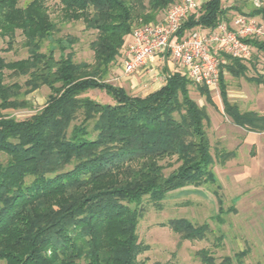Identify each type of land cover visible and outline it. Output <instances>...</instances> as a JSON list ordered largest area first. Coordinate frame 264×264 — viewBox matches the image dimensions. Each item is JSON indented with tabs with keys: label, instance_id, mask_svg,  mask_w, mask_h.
I'll return each instance as SVG.
<instances>
[{
	"label": "trees",
	"instance_id": "16d2710c",
	"mask_svg": "<svg viewBox=\"0 0 264 264\" xmlns=\"http://www.w3.org/2000/svg\"><path fill=\"white\" fill-rule=\"evenodd\" d=\"M177 0H58L63 21L81 20L94 30L91 62L74 60V35L54 37L57 23L46 0H0V260L3 264H148L139 256L149 246L139 239L143 201L162 208L161 201L188 185L216 184L214 158L207 132L210 118L191 96L193 84L181 72L145 96L107 81L126 37L141 19L156 21ZM248 16L264 21V5ZM222 0H205L183 22L178 38L188 30L214 29L229 21ZM20 30L27 56L7 61ZM264 54V38L247 39ZM69 49V52L66 50ZM58 51V55H56ZM248 66L226 55L219 77L224 113L248 130L264 132V115L241 111L228 98L224 72L246 76ZM26 77L23 83L6 78ZM249 80L264 88V73ZM46 86L45 104L24 119L3 110L31 106L25 95ZM196 87L208 104L210 90ZM99 89L111 97L101 103L83 93ZM233 155L220 154L223 164ZM166 168H172L165 173ZM217 186V185H216ZM219 188V186H217ZM220 199V198H219ZM230 211H235L231 207ZM167 225L180 239L205 238L207 222L170 219ZM246 252L236 253L241 260ZM202 264H234L219 260L209 248L196 252ZM150 264H167L159 261Z\"/></svg>",
	"mask_w": 264,
	"mask_h": 264
},
{
	"label": "rangeland",
	"instance_id": "374dc122",
	"mask_svg": "<svg viewBox=\"0 0 264 264\" xmlns=\"http://www.w3.org/2000/svg\"><path fill=\"white\" fill-rule=\"evenodd\" d=\"M28 1L30 0H19V5L23 6ZM46 4L51 18L58 26L54 37L74 35L77 38V42L72 47L74 60L91 62L93 51L90 48V42L94 40L96 32L86 30L81 20L63 21L58 0H46ZM222 5L225 8L233 6L240 8L241 11L230 9L227 12L226 17L230 20L235 14H245L253 8L250 0H222ZM263 5L264 0L261 6ZM255 18L264 23L261 17L256 16ZM22 40L20 30H17L11 48L2 51L1 55L7 61L26 57L27 51ZM0 47H7L6 41L2 38H0ZM66 52H69V49ZM58 53L56 51V55ZM244 63L248 66L246 76L234 77L226 71L223 75L230 101L240 105L242 109L256 106L260 101H264L260 93L263 90L262 87L249 80L250 77L264 73V54L257 52L253 47L250 60ZM116 66L121 67L119 62L113 64L107 81L119 85V80L115 78L117 73L112 71ZM25 79L24 76L8 77L6 81L23 83ZM189 92L199 105L206 107L207 113L216 122L218 120L216 110L221 105L219 89L210 90L213 105L205 101L196 84L189 86ZM48 93V87L42 86L25 95L31 103L30 107L7 109L3 112L16 119L27 118L45 104ZM83 96H89L101 103L112 102L111 97L99 89H90L84 92ZM210 127H207V132L213 146L211 149L214 158L212 169L217 178L216 184L188 185L170 192L161 201V209L155 208L147 198L143 201L144 212L137 231L139 239L147 244L149 249L141 254L139 259L145 260L148 264L155 261L167 264H202L196 255L201 248H209L217 260L224 255H229L233 257L234 264H264V172L260 174L243 172V180L240 183L238 173H224L213 149L214 146L215 148L223 146L224 134L221 129L213 130ZM252 137L258 136H249V139L251 140ZM247 148L248 145L244 144L237 152V159H241L242 155L248 152ZM262 157L264 158V152L261 153ZM5 159L6 156L0 153V162H4ZM215 164L217 166H214ZM171 169L166 168L164 171L168 173ZM231 207H234L235 211H230ZM173 218H186L196 224L207 222L210 231L205 238L199 240L180 239L179 235L167 225ZM240 251L246 253L238 261L235 255ZM0 264H3L2 260Z\"/></svg>",
	"mask_w": 264,
	"mask_h": 264
},
{
	"label": "built area",
	"instance_id": "2783aa9c",
	"mask_svg": "<svg viewBox=\"0 0 264 264\" xmlns=\"http://www.w3.org/2000/svg\"><path fill=\"white\" fill-rule=\"evenodd\" d=\"M255 7L262 0H250ZM201 0H177L163 11L156 21L134 25L131 40L122 50L121 66L124 75H131L146 66L159 53L167 52L182 73L194 84L219 89V77L226 55L248 61L253 46L247 39L264 37V23L253 16L237 13L229 21L221 20L214 29L196 27L178 38L183 22L196 12ZM165 83L167 75L160 70L154 73Z\"/></svg>",
	"mask_w": 264,
	"mask_h": 264
},
{
	"label": "crops",
	"instance_id": "0c3cea01",
	"mask_svg": "<svg viewBox=\"0 0 264 264\" xmlns=\"http://www.w3.org/2000/svg\"><path fill=\"white\" fill-rule=\"evenodd\" d=\"M162 15L163 14H160L157 20L161 19ZM130 40L131 35H128L126 37L125 45L129 43ZM118 62L121 66V57ZM157 70H160L165 75L173 74L175 72L182 73L181 68L173 62L167 52L159 53L146 66L136 70L131 75H124L122 66L120 68L116 66L112 69L113 72L117 73L115 78L116 80H119L120 86L126 88V90H128L131 94L140 96H145L148 93L159 89L164 84V82L155 78L156 76L154 73ZM262 89L263 90L260 93L262 96L261 98L264 99V88L262 87ZM238 107L241 111H255L261 115H264V101H260V103H257L256 106H250L246 109H242L240 105H238ZM217 108V112H215L218 116V120L216 122L211 119V116L208 113L210 118V124L208 126H211L210 128L213 130L221 129V132L224 134V142L222 143L223 146L221 148H215L214 146L213 148L215 155L218 158V162L220 163L219 156L221 153L225 151H230L233 153V155L225 160L223 164L220 163L222 165L220 166L221 170L227 174L238 173L239 183L243 180V172L249 174H260L264 172V158H261V153L264 152V132L248 131L234 124L224 113L222 101L221 105H219ZM225 129L227 130L226 132ZM249 136L258 137H252L250 140ZM210 144L212 149V143ZM244 144L248 145V152L243 154L241 159H237V152L242 149ZM214 166H217V164Z\"/></svg>",
	"mask_w": 264,
	"mask_h": 264
}]
</instances>
